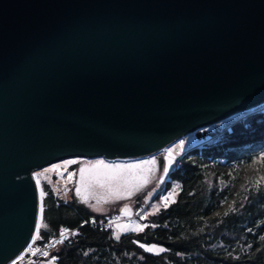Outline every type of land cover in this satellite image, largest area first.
I'll return each mask as SVG.
<instances>
[{"label": "water", "instance_id": "1", "mask_svg": "<svg viewBox=\"0 0 264 264\" xmlns=\"http://www.w3.org/2000/svg\"><path fill=\"white\" fill-rule=\"evenodd\" d=\"M262 103L264 0H0V264L36 237V169L152 155Z\"/></svg>", "mask_w": 264, "mask_h": 264}, {"label": "trees", "instance_id": "2", "mask_svg": "<svg viewBox=\"0 0 264 264\" xmlns=\"http://www.w3.org/2000/svg\"><path fill=\"white\" fill-rule=\"evenodd\" d=\"M209 134L204 128L196 130L198 139ZM259 157L264 165L261 109L231 121L221 134L176 158L153 199L167 189L174 197L145 218L142 231H126L117 239L112 225L90 223L116 211L95 212L74 196L65 200L55 195L45 184V211L36 237L77 228L52 251L58 264H264V178L249 168ZM143 205L139 195L133 211ZM152 242L165 251L141 247Z\"/></svg>", "mask_w": 264, "mask_h": 264}, {"label": "rangeland", "instance_id": "3", "mask_svg": "<svg viewBox=\"0 0 264 264\" xmlns=\"http://www.w3.org/2000/svg\"><path fill=\"white\" fill-rule=\"evenodd\" d=\"M260 109L264 110V103L257 108L233 114L207 126L204 129L210 134L205 140L198 139L196 131H193L175 140L162 150L145 157L117 160H109L103 156L69 157L38 168L35 173H43L39 177L40 187L43 190L46 187L45 184H48L47 186L52 189L55 195L65 200H69L74 196L78 201L90 206L95 212L110 214L108 213L109 210L116 211L112 214L117 213L121 218V220L112 224L113 234L117 237L123 232L141 229L145 218L155 213L157 208H160L162 197L154 199L153 197L160 184L168 178L167 173L179 155L195 144H200L210 137L218 136L229 127L231 121L243 118L247 114ZM181 141H184L183 147L179 146ZM169 150L172 152L171 156H169ZM153 158H155L154 163L152 162ZM68 160H77L78 163L74 164V168L62 164L63 161ZM101 160L104 163L98 165L97 161ZM56 164H61V168L48 172L43 171ZM165 167H167V172H165ZM81 168L84 169L83 174L80 172ZM249 168L257 171L264 178V165L260 157L256 158L249 165ZM139 195L143 196V201L148 206L139 218L123 220V217H130L134 214L133 205ZM142 245H144L145 250L153 245L156 246V249L165 248L162 244L153 242L143 243ZM153 252L157 253L159 251ZM53 257L33 260L31 263L58 264L55 259L53 260Z\"/></svg>", "mask_w": 264, "mask_h": 264}, {"label": "built area", "instance_id": "4", "mask_svg": "<svg viewBox=\"0 0 264 264\" xmlns=\"http://www.w3.org/2000/svg\"><path fill=\"white\" fill-rule=\"evenodd\" d=\"M165 196H167L169 199L167 201V205L171 202V200L174 197V192L172 189H167L164 191L162 196V204L165 205V200L163 199ZM147 204L140 206L132 216L130 217H123V220H131L133 218H139L141 213L146 209ZM121 220L120 215L115 213L111 216L107 217L105 220H91L90 223L99 224L101 226H111L114 222ZM86 221L83 222L85 224ZM67 229V232H64V230ZM77 228H68V227H62L57 232L49 235L47 238H41L38 239L35 237V242H32L16 257L13 264H29L33 260H39V259H47L51 257V253L56 247L58 243L56 241L60 240L62 241L65 238H68L73 232H77ZM64 232V235L61 236V233ZM47 252L48 255H45L44 253ZM57 259V256H55V260Z\"/></svg>", "mask_w": 264, "mask_h": 264}, {"label": "snow or ice", "instance_id": "5", "mask_svg": "<svg viewBox=\"0 0 264 264\" xmlns=\"http://www.w3.org/2000/svg\"><path fill=\"white\" fill-rule=\"evenodd\" d=\"M183 144H184V141H181L179 146H180V147H183ZM171 154H172V152H171V150H169V156H171ZM152 162H153V163L155 162V158H153V161H152ZM76 163H78L77 160H68V161H63V162H62L63 165H71V164H76ZM103 163H104V162H103L102 160H101V161H97V164H98V165L103 164ZM59 168H61V164H56V165H52L51 168H46V169H44L43 171H44V172H48V171H51V170H54V169H59ZM80 172H81V174H83L84 169L81 168V169H80ZM165 172H167V167H165ZM42 174H43V173H41V172H37V173H35L37 184L40 183L39 177H40ZM70 175H71V174H70ZM45 195H47V193L43 190V188H41L40 193H39V199H40V203H39V217H40L41 220H43L44 211H45L44 203H43V198H44ZM163 199H164L165 202H166L164 206L167 207V206H168V205H167V201H168L169 198H168L167 196H165ZM156 211H159V208H157ZM154 226H155V225H154ZM44 227H47V225H44ZM40 230H41V224L38 223V224H36V226H35L36 236H39ZM138 230L142 231L143 229H138ZM67 231H68L67 229L64 230V232H67ZM64 232L61 233V236L64 235ZM117 239H119V236H117ZM260 239H261V240H264V236L260 237ZM33 242H35V238H33ZM61 242H62V241H60V240L56 241V243H61ZM141 247H144V245H141ZM147 251H148V252H153V251L163 252V251H165V249H163V248L156 249V246L153 245V246H151V247H148V248H147ZM44 254H45V255H48L47 252H45ZM54 259H55V257H53V260H54Z\"/></svg>", "mask_w": 264, "mask_h": 264}, {"label": "bare ground", "instance_id": "6", "mask_svg": "<svg viewBox=\"0 0 264 264\" xmlns=\"http://www.w3.org/2000/svg\"><path fill=\"white\" fill-rule=\"evenodd\" d=\"M137 159V158H136Z\"/></svg>", "mask_w": 264, "mask_h": 264}]
</instances>
